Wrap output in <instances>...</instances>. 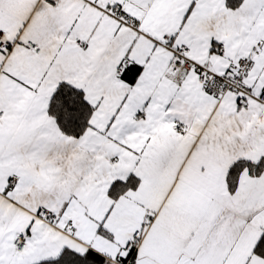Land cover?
Segmentation results:
<instances>
[{
  "label": "snow or ice",
  "instance_id": "obj_1",
  "mask_svg": "<svg viewBox=\"0 0 264 264\" xmlns=\"http://www.w3.org/2000/svg\"><path fill=\"white\" fill-rule=\"evenodd\" d=\"M0 264H264V0H0Z\"/></svg>",
  "mask_w": 264,
  "mask_h": 264
}]
</instances>
